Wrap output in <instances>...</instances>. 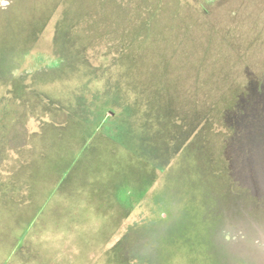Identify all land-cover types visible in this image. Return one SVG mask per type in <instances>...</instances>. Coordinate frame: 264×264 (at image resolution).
<instances>
[{"label": "rangeland", "instance_id": "374dc122", "mask_svg": "<svg viewBox=\"0 0 264 264\" xmlns=\"http://www.w3.org/2000/svg\"><path fill=\"white\" fill-rule=\"evenodd\" d=\"M227 5L216 13L199 0H0V172L17 156L25 159L27 134L36 126L32 117L50 122L15 97L14 82L49 90L68 106L73 97L79 102L76 90L102 85L105 78L134 105L122 108L120 118L115 114L117 132H99L96 118L82 129L76 106L65 127L42 126L41 134L53 142L30 167L36 168L31 172L40 196L0 191V264H264V208L247 204L238 213L213 197L200 202L189 173L167 163L162 173L150 162L160 153L174 164L187 121L206 104L228 105L224 94L236 107H228L229 126L222 130L234 154L246 136L239 128L245 125L246 133L253 107L243 109L237 93L264 53L254 52L249 36L220 28L218 16H230ZM56 22L65 29L78 25L77 34L59 42L94 41L86 44V59L108 65L92 70L77 53L68 62L58 56L64 46L55 42ZM234 154L227 163L219 156L207 166L208 184L228 189L232 199L238 198L236 183L226 181L239 159L246 172L254 169L251 158ZM251 185L245 182L247 190ZM66 188L68 198H60ZM131 197L133 209L126 211L122 204ZM157 204L163 210L154 217Z\"/></svg>", "mask_w": 264, "mask_h": 264}, {"label": "trees", "instance_id": "16d2710c", "mask_svg": "<svg viewBox=\"0 0 264 264\" xmlns=\"http://www.w3.org/2000/svg\"><path fill=\"white\" fill-rule=\"evenodd\" d=\"M199 1L209 10L213 7L216 8L214 10L216 11V13L219 12L217 11V9L227 2L230 7V16H218L219 20H221L220 23H222L220 28H222L227 33L230 32L233 35L236 34L238 38L249 36V38H251L252 48L254 46L256 48L254 49V52L264 53V0L251 2L250 0ZM206 4H209V6ZM57 24L58 22H56L55 27V42L59 44L60 48L61 46H64V48H61L63 51L62 55L58 56L62 57L65 61L67 60L66 62H68L70 61L68 55H72V52L77 53L80 55L82 63L86 66L89 65L92 70H103L104 65H108V62L102 65H92L89 64L88 60L86 59V54L84 53L86 44H91L94 41L83 43L82 39L79 38V40L75 42V45H70L69 43L64 41L59 42V39L60 41L64 39L67 40L69 35H74V33L77 34L76 28L78 27V25L76 28L74 26L68 28L66 27L65 29L59 27ZM223 30L220 29V31L224 32ZM245 33L248 34L245 35ZM242 38L240 40H242ZM259 57V60H254L251 64L252 74L250 72V79L247 81L246 78L241 80L243 82L242 89H244V92L239 94L237 93L236 100L243 103V106L245 105L244 107H242L243 109L248 108L251 105V107H253L251 108V111H253L254 116L251 119L246 120V123L248 121L246 133L243 131L245 125H242L239 128V130L246 136L243 135V137H240L241 140L238 144L236 154H234V152L230 148V141L226 139L224 135H222L223 128H228L230 122L228 107L236 110L235 106L232 107V105H230L231 103L229 104V102H232L230 101L231 96L224 94V97H222L221 100L224 103L227 102L226 104L228 105L222 106V104H206L202 110L197 111V115L193 116L187 121V126L179 125L185 126V130H187V138L185 141L180 142V146L176 144V146L178 147L174 148V151H180L181 157H175L174 164L170 161L164 162L163 156L160 153L156 154L157 158H154L153 161L150 160V162L154 165V170L156 171L162 169V173L167 172V167L164 165L167 163L169 166H171L172 170L176 169L178 172L184 171L189 173L188 177L191 178L189 179V182H193L196 188H198L197 192L199 194V199H197L199 201L201 200L200 202L205 203L206 201L204 200H213V198H216L217 200H219V202L225 204L229 209L231 206L232 210H235L238 213H241L243 209L242 207L247 204L250 210L264 208V202L261 203L260 201L264 198V58L261 56ZM88 68L89 67L87 66V69ZM103 80L105 81V78H103ZM104 81L102 85L99 83L100 81H96V83H94L96 85L87 88V90L85 91H82V89H80V93L78 90H76V93H74L73 95L77 96L79 94L76 98L79 99V102L77 103L73 97V101L70 102L68 106L66 104H60V102L58 103L54 99V95H51V93L49 94V90L44 91L38 89L36 88L35 84L32 86H25L24 84L19 86L14 82L13 92L15 97L26 103V105L28 104L30 106L33 105L35 107H38L39 111L44 112V114L47 115L46 117L49 118L50 122L42 120L40 115H35L34 117H32L36 120V126L31 131L29 130L27 134L25 146L26 154L24 155L25 159L21 156H14L16 158L11 161L8 170L0 172V191H4L3 194L6 193L9 196H17L20 198V194L23 195L27 190V199L31 198L34 200V197L40 196V185L35 183V179L33 178L36 177L35 171L34 173L31 172L36 168L33 167L31 170L30 167L33 164V161L36 163L38 161V158L43 159L42 156L44 155V152H42V150L45 149L46 144L51 145V143L53 142L50 139H45V133L41 134V128L43 125L54 128L60 124V127H62L66 118L70 116V112H72L70 110L73 107L76 106L82 111L81 114H78L77 110L78 116H80L82 119H79L80 122L82 121V124L80 125L82 129L84 128L85 124L96 118L98 119V122L95 124V128H98L97 130L99 132L108 131V128L111 129L112 127L113 132H117L119 130L118 128L113 126L115 123L112 122V120L114 119L115 114H118V118H120L122 108H132L134 107V105L130 102V98L126 96L124 97H126L127 101H125L124 98L122 100V94L119 88H115V85L107 84V82ZM80 84L81 83L79 82L76 83V85L78 86ZM103 84H105L106 86H103ZM19 88H21V90H19ZM95 102H105L107 105L100 108ZM244 102L247 103L244 104ZM30 106L29 108H31ZM108 109L114 110V113L110 114ZM124 121L128 123L127 119H125ZM193 121H195V124H193ZM181 122H183V120H179V123ZM117 125L119 126V122H117ZM63 127H65V125ZM48 132L49 131H47V134L50 135V132ZM47 152V154L50 153L49 151ZM63 154L64 152L62 153V156L64 157ZM233 154L238 156L244 155L248 158H251L250 166H254V169H249L252 171L246 172L247 169L242 167V162L238 157L240 166H238V168L235 170V176L232 177V179L226 181L227 184L230 183L231 180L236 183L235 187H237L236 191L238 192V195H236L238 196V198L236 199H232L231 197H229V195H226L228 189L219 190L221 189L220 185L219 189H217L216 186H211L208 184V171H210V168H208L207 166H215L217 164V159L219 156L222 162L221 164H224L230 157H233ZM172 164L174 169L172 167ZM64 173L67 174V172ZM62 175H59V181ZM76 177L77 179L82 178L79 176H75V179ZM152 178H154L153 181L157 180L156 176H152ZM179 179H181L180 174L177 177V180ZM246 181L251 182V190L246 189ZM32 182V187H30V184ZM79 190L80 189H78L77 192ZM87 190L90 191L88 188H86L84 192L89 196V192H87ZM84 192L81 196L85 194ZM68 193L69 188H66L65 192L64 190L61 191L60 198H68ZM126 195L130 197V192L127 191ZM25 199H22L23 202L25 201ZM133 201L134 200L131 197L125 203L123 202L122 206L125 207L124 209L126 211H130L133 209V205L131 204L133 203ZM256 204L258 205V207H256ZM162 210L163 207L161 206V204H157V209L154 217L162 212ZM247 213L248 212H246L245 215H247Z\"/></svg>", "mask_w": 264, "mask_h": 264}]
</instances>
